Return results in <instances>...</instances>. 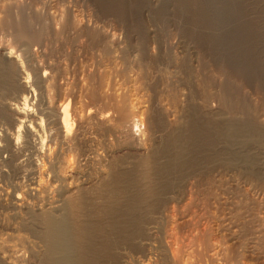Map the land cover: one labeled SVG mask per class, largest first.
I'll use <instances>...</instances> for the list:
<instances>
[{
    "label": "rangeland",
    "instance_id": "1",
    "mask_svg": "<svg viewBox=\"0 0 264 264\" xmlns=\"http://www.w3.org/2000/svg\"><path fill=\"white\" fill-rule=\"evenodd\" d=\"M0 21L6 24L0 28L2 44L21 48L12 35L22 26L41 33L47 43L31 47L38 63L62 65L70 81L81 70L95 79L106 74L109 83L101 84L106 92L124 93L142 108L152 107V117L160 119L150 141L133 126L124 142L83 126L82 143L89 150L76 160L65 154L46 111H60L68 102L75 124L79 114L101 107L84 93L90 84L36 90L30 103L39 113L34 118L44 121L42 131L35 128L38 137L26 140L21 128L22 138L12 145L17 127L0 120L1 264H47L37 237L41 225L32 212L57 209L63 192L77 188L95 206L92 189L113 168L141 177L130 180L131 189L148 202L135 213L139 224L130 228L135 238L129 233L107 253L86 243V251H77L90 250L84 264H264V0H0ZM78 25L93 28L91 35L78 37ZM104 34L108 40H102ZM105 45L111 60L102 55ZM228 126H236L238 134L215 136L216 128ZM182 134L191 148L182 160L192 157L179 168L170 142ZM143 140L147 143L138 146ZM133 143L138 149L129 147ZM154 152L162 170L154 169L149 180L152 172L143 169L148 173L143 176L139 162ZM58 173L61 180L55 179ZM19 238L36 247L33 256L17 251Z\"/></svg>",
    "mask_w": 264,
    "mask_h": 264
},
{
    "label": "bare ground",
    "instance_id": "2",
    "mask_svg": "<svg viewBox=\"0 0 264 264\" xmlns=\"http://www.w3.org/2000/svg\"><path fill=\"white\" fill-rule=\"evenodd\" d=\"M75 24H76L75 22L72 23L74 28H75ZM2 25L5 26L6 24H2V22L0 21V28H3ZM28 26H30V25H27L26 28H28V29L31 28V26L30 27H28ZM89 29L90 28H88L87 25L86 26L82 25V27H79V25H78V27L75 31V34H78L79 35L78 37H80L83 34V32H85L86 34L89 33L88 32ZM92 29H90V31H92ZM9 30H11V29H9ZM12 32H11V34H12ZM71 32H73V31H71ZM40 34L37 32L34 33L32 31H30V29L29 30L23 29V26H22L21 30H19V29L15 30L13 35H12V37H13L12 42L14 44L18 43L21 46V48L19 47V49L16 48L17 49L16 51L14 50V48L12 46H10L11 44L10 45H6V44L4 45V44H2V41L0 42V120L10 121L11 125H16V127H17L16 128L17 129L16 130L17 136L15 138V141L12 142L13 143L12 145H17L18 139L22 138V137H20V133H19L21 131V128L24 129V134L22 136L26 140H28L31 137H35V135L37 136V132H36L37 130H35L36 127H38V129H40L41 131L44 128L43 118L40 117L39 121L36 120L37 118L35 116L39 115V113L36 112L37 108L34 109L32 103H30L32 96L36 97V95H37L36 90H38V91L41 90V88L43 86L49 87V86H52V85L54 86L57 84H69V82L75 83L77 81H79V82H77L75 84H87V85L90 84L86 88L87 92H84L85 90H82L81 93L82 92H84L85 94L88 93V97L89 96L91 97V99L89 98L90 101L101 103V105H100L101 107L98 109H95V111L93 109V112L92 111L90 112L89 110H87L89 112L84 114V115L82 114V116H80V114H79L77 119H76L75 124H73V120H74L73 118L74 117H71L70 112H69L70 106H68V102L62 104L60 111L59 110H53V109H51V110L48 109L46 111V113L48 115H51L54 118L52 121H53L54 126H56V128L54 130V132H56L55 137L60 139V140H58L59 143H63L66 145L67 148L65 147L66 150L64 149L66 155H68V156L70 155L75 160L77 158L79 159L80 157L81 158L84 156L87 157L86 152H88L89 149H85L84 147L86 145L84 146L82 143L85 140L83 139L81 132H83L84 130L80 132L81 128L83 126H87V125H88L87 127H89L90 129H93V130L99 132L101 135L106 136L105 138H107V136H109V137H112L113 140H118L119 142L121 139L124 142V140H127L130 138V136L132 134L131 133L132 126L134 128H139L137 132H139V134L145 136L146 141H150L152 139L154 129L158 127V122L160 121L159 118H156V117L153 118L152 117L153 116V114L151 112L152 107L150 108L149 106L148 107L145 106L142 108L143 105L139 106L140 102L136 101L133 103L127 97L128 95H126L124 93H121L122 95H120V94H114V93L106 92V90H104L105 88H103L104 84L109 83V81L106 82V80H105L106 74L103 75L104 79L101 76H99L98 79L97 78L95 79V78H93V75H91L90 73L88 74V72L81 70V72L77 71L76 75L72 76L74 78V81H70V80H68L67 77H65V74H67V71L65 70V68L62 67V65H60L58 63H56V64H45V63H41V62L38 63L37 60H35L33 58V54H32L33 52H31L32 51L31 47H32V45H35V44L38 45L41 43H47L45 37H42ZM89 35H91V33ZM83 36H85V34ZM107 36L108 35L106 34L104 36L105 39H102V40H108V38L106 39ZM95 37H97V36L95 35ZM90 39H92V38H90ZM112 39H115V37H113ZM116 42H113V43H116ZM42 45H44V44H42ZM47 46L50 47L49 45H47ZM91 46H93V45H91ZM34 47H36V46H34ZM39 47H40V45H39ZM41 48H43V50H45L44 49L45 46L41 47ZM106 48L107 47L105 45V48L103 47V54L102 55H105L106 57L109 58V59L107 58L105 60H111L110 51L107 52ZM53 50H55V49H53ZM37 51H38V49H37ZM41 51H39V52H41ZM49 53H51V52H49ZM47 57H48V55H47ZM44 58L45 57L43 56V59ZM78 75H80V77H82V78H79V79H81V81L77 78ZM94 76H95V74H94ZM107 76H108V74H107ZM92 84H93V86H92ZM94 84H97V85H94ZM101 84H103V86ZM127 91H125V92H127ZM116 93H118V92H116ZM134 97H136V96H134ZM173 101H175V99ZM174 103H176V102H174ZM213 103H214V101H213ZM90 104H92V103H90ZM97 106H98V104H97ZM79 108H81V107H79ZM82 108H84V107H82ZM85 108H87V107H85ZM154 109H156V108L154 107ZM154 111H156V110H154ZM80 112H82V110ZM155 113L157 114L159 112H154V114ZM136 117H137V119H135ZM157 117H159L158 114H157ZM74 125L76 128L74 127ZM142 125H143V128H142V130H140L141 129L140 127ZM190 127H192V126H190ZM187 130L192 131V129H187ZM189 131H187V132H189ZM236 131H239L236 126L235 127L234 126H228L225 129L216 128V131L214 132V134L216 137H219V136L224 137L223 135L228 134V136L225 135V136H227L225 138H228L230 136L232 137L233 134H238ZM240 132H241V130H240ZM183 135L184 134H182V136H180V135L174 136L170 142L172 149H174L176 151V152L171 151V152H175L176 154H172L170 156H172L175 159H177V158L179 159L177 162L174 161L175 163H177L179 168L183 167L182 165H184L188 161L187 159L192 157L191 156L189 158H186L185 160H182V158L184 159L188 153L186 149L191 150V148H188V147L186 148L187 144L185 142V139H183L184 138ZM250 135H252V134H250ZM82 139L84 141H82ZM26 140H25V142H26ZM38 140H39V138H38ZM228 140H230V139H228ZM41 142H43V141H41ZM114 142H116V141H114ZM10 143H11V138H10ZM126 143L130 144L129 141ZM136 143L138 146L141 147L142 144L144 145L147 142H145L143 140V142L138 141ZM119 146H122V145L120 144ZM171 146H169V147H171ZM129 147L138 149V147H136V145H134V143H133V145H130ZM19 150H20V148H19ZM192 151H194V150H192ZM155 152H157V151H155ZM155 152L149 154L148 156L140 158L139 163L142 166H141V170L139 169L140 170L139 172L144 171V172H141V173H143V176H144V173H145V175L148 174L147 171H150V173L152 172L151 174L146 175V177H148V178H149V176L153 175L154 169L160 168V167H157L158 164H156L157 158L155 155H157V153L155 154ZM162 154H164V153H162ZM89 155H91V154H89ZM96 155H98V154H96ZM166 156H169V155L166 154ZM42 157H44V156H42ZM167 159H171V158H167ZM59 160H61V159H59ZM68 160H70V157ZM168 162H170V161H168ZM116 163H117V161H116ZM178 163H181L182 165H180ZM119 164H121V162ZM173 166H174V164H173ZM173 166H167V167H173ZM175 167H177V166L175 165ZM117 168H120V167H117ZM143 169H147V171L145 172V170H143ZM157 169L155 170V172L157 171ZM167 169H169V168H167ZM120 170L121 169H119V170L114 169V168L111 169L109 174L107 175L108 181L106 180L103 183L101 182L102 184H100L98 187L92 189L94 191L91 190L92 192H94L93 194H95L94 195L95 196V202H97V204L95 206H93L90 199L87 198V195L85 194L86 192H83L84 190L82 191V188H77L76 192L69 191V190H66L63 192L62 198L59 200V205L56 206L57 209H51V210L46 209L45 211H41V213H37V214L32 212L36 216L35 219H38L39 226L41 225V229L39 228L40 230L38 231L37 237L40 240L39 243L42 242V246H43L42 248H44L42 250L43 251V258L42 259L45 260V262L47 264H79V261L82 262V259H84L86 261V258H84V257L91 255V252L88 253L90 250H88V252H83V254L77 253V251H79V249H81L82 247H83V250L84 249H85V251L87 250L85 248V247H87V246H85L86 243H88V244L90 243L91 244L90 246L93 245V246L97 247L98 249H100V251H102V253H107L106 251L114 248L113 245L118 244L117 242L120 241V243H123L122 241L126 240L129 233H131L133 235V233L136 232L135 229H133L134 232L132 231V229H130L132 226L135 227L136 225L139 224L138 223L139 218L137 216H135L136 215L135 213L138 212L137 209L140 207L141 202L142 203L144 201L148 202L147 201L148 199L144 200V196L140 195V194H142V192L140 190L138 191V192H140V194L136 193V191L135 192L132 191L133 189H131V187L133 186V183L130 180H132L134 178L135 174H132L131 172H127V171L126 172L120 171ZM137 172H134V173H137ZM161 173H163V172H161ZM137 174H140V173H137ZM164 174L165 173H163V175H162L163 177H164ZM60 175L61 174H59V173H58V176L55 175V179H56V177H59ZM154 175H156V174H154ZM140 176H142V175H140ZM167 176H169V175H167ZM167 176H165V177H167ZM135 177L136 178L138 177V179L141 178L139 176H135ZM158 177L159 176H157V178ZM59 179H60V177H59ZM152 179L149 178V180H152ZM56 180H58V179H56ZM60 180H59V182H61ZM139 181H141V180H139ZM139 181H137V182H139ZM145 183L147 184L149 182H145ZM127 184H129V185L126 188ZM155 184H152V185L155 186ZM137 187L140 188V186H137ZM137 187H135V188H137ZM142 190H145V188ZM149 192L152 193L151 195L154 194L153 189H150ZM155 192H157V191H155ZM15 194H17V193H15ZM146 195H148V194H146ZM91 197H93V196H91ZM146 202H144L143 205H145ZM143 205H141V206H143ZM37 217H39V218H37ZM140 220H141V218H140ZM138 227H140V226H138ZM131 234H130V236H132ZM21 238L16 239L17 241H19L17 243V247L19 248L17 251H23L24 253H26L25 257H27V258H28V256L29 257L33 256V252H35V251H33V250H35V249H33V247H35V246H33L32 244H30L29 242H26L25 240H23ZM132 238H135V236L133 235ZM97 239H100L101 241H98ZM96 240L98 242H96ZM5 242H7V241H5ZM31 243H32V241H31ZM34 245H36V244H34ZM36 246H38V248H39V245H36ZM7 250H8V248H7ZM37 251H40V250H36V252ZM42 251H40V252H42ZM96 251H98V250H96ZM2 254H3V252H2ZM108 254H111V253H108ZM108 254H106V255H108ZM93 256H95V255H92L90 257H93ZM102 256L104 257L105 254ZM109 257H111V256H109ZM2 258L4 259L5 257L1 256L0 262L2 261ZM100 258H99V260H100ZM35 259H37V258H35ZM92 259H94V258H92ZM87 261H93V264H95L94 260H87ZM83 262L80 264H84ZM180 263H182V262H180Z\"/></svg>",
    "mask_w": 264,
    "mask_h": 264
}]
</instances>
